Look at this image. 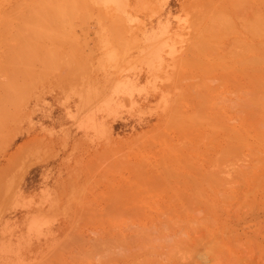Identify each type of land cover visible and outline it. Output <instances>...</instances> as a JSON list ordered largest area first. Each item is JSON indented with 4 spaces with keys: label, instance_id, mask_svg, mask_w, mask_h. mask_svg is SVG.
Returning <instances> with one entry per match:
<instances>
[{
    "label": "rangeland",
    "instance_id": "374dc122",
    "mask_svg": "<svg viewBox=\"0 0 264 264\" xmlns=\"http://www.w3.org/2000/svg\"><path fill=\"white\" fill-rule=\"evenodd\" d=\"M125 1L0 0V264H264V0Z\"/></svg>",
    "mask_w": 264,
    "mask_h": 264
},
{
    "label": "bare ground",
    "instance_id": "6f19581e",
    "mask_svg": "<svg viewBox=\"0 0 264 264\" xmlns=\"http://www.w3.org/2000/svg\"><path fill=\"white\" fill-rule=\"evenodd\" d=\"M111 2L114 7L116 8V10L122 15V14H128V6L129 3L125 0H106ZM164 34V32H162L161 36ZM155 36L154 34L151 36V38ZM160 39V37L158 38ZM159 44V43H157ZM162 46H156L154 45L153 47L150 46L149 50H151V53H148L147 58L146 56L141 60L142 62L146 63V67H148L149 72L151 71H155L154 69L156 67L153 66V62L159 60V56L162 53ZM147 54V53H146ZM149 59V60H148ZM143 91L142 87L139 88V86H137L134 81H130V80H125V81H121L118 82L114 88L113 91L111 92V96L105 100L101 105L99 106H93V104H91L88 109H87V105H84L85 107L81 108V111L78 112V126L85 132V133H90L93 134L95 136H100L101 135V117L100 114H102V112L104 113H112L114 112V109L111 108H115L116 106V101H115V97L120 98V96L127 94V96L130 98V100L132 101L133 105L135 103H138V100L136 98V94H141ZM135 100V101H134ZM89 103V101H88ZM103 108H110L109 111H103ZM44 220V219H43ZM43 220H36L34 221L31 225L32 227L30 228L31 230L33 229V227H37L39 225H41L40 223L43 222Z\"/></svg>",
    "mask_w": 264,
    "mask_h": 264
}]
</instances>
